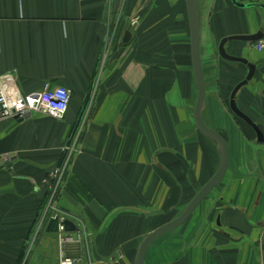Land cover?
Masks as SVG:
<instances>
[{"label": "crops", "instance_id": "crops-1", "mask_svg": "<svg viewBox=\"0 0 264 264\" xmlns=\"http://www.w3.org/2000/svg\"><path fill=\"white\" fill-rule=\"evenodd\" d=\"M196 0L204 122L226 140L222 180L143 264H264V139L231 108L246 63L226 36L264 27V0ZM131 37L124 41L126 31ZM256 65L235 94L264 134V49L230 40ZM30 93L64 85V117L0 120V264H60L52 215L79 227L83 264H135L145 236L173 220L217 171L219 144L194 118L198 85L187 0H0V75ZM79 136L47 209V174ZM48 210L44 222L42 215Z\"/></svg>", "mask_w": 264, "mask_h": 264}, {"label": "water", "instance_id": "water-1", "mask_svg": "<svg viewBox=\"0 0 264 264\" xmlns=\"http://www.w3.org/2000/svg\"><path fill=\"white\" fill-rule=\"evenodd\" d=\"M237 2L236 0H233ZM188 5V14L190 20V29H191V43H192V57L194 64V72L198 85V97L196 100L195 108H194V118L196 124L200 131L205 134L207 137L215 140L220 148H221V161L220 165L215 172V174L209 179V181L197 192V194L193 197V199L189 202V204L184 208V210L173 220L159 226L154 231L148 233L143 239L136 256L135 264H143L146 256V252L150 246V244L160 235L178 227L182 223L186 221V219L192 214L198 204L210 193V191L222 180L226 169L229 163V149L226 140L222 137L220 133L216 130L210 128L203 120L201 115V108L204 103V99L206 96V84L202 69L201 55H200V29H199V19H198V10L196 5V0H187ZM264 35V27H261L256 33L246 34V35H232L224 37L219 46L220 54L231 60H239L247 64L249 73L245 80L240 82L233 90L232 98H231V108L232 110L244 119L247 123H249L257 132L258 138L260 140L264 139V134L259 127L248 115H246L240 108L237 106L235 101V94L237 90L244 84H246L249 80H251L256 72V65L254 63H249L245 58L238 57L234 55H230L226 49V43L230 40H244V41H255ZM131 37V32L129 30L126 31L124 36V41L127 42ZM31 113H27L24 117L20 119H25L29 117ZM60 222L65 227V232L62 234L64 241L61 243L62 250H65L67 246L71 244H75L78 246V251L72 255H66L70 257H80V242L78 241L79 237V227L78 225L71 220L70 218H66L64 220H60L59 216L51 217L47 223L46 230L57 232L59 231Z\"/></svg>", "mask_w": 264, "mask_h": 264}, {"label": "built area", "instance_id": "built-area-1", "mask_svg": "<svg viewBox=\"0 0 264 264\" xmlns=\"http://www.w3.org/2000/svg\"><path fill=\"white\" fill-rule=\"evenodd\" d=\"M254 46L258 50L264 49V35L254 41ZM71 101V91L64 85H52L46 82L42 89L30 93H23L16 84L15 77L12 73H5L0 75V120L8 117L22 118L27 113L42 112L56 118L64 117L68 110ZM76 142V141H75ZM66 146L65 157L63 162L56 168L52 169L46 176L45 181L49 185V197L47 209L53 205V198L55 193L64 183V175L67 164L75 152L77 143ZM48 210L44 212L41 219V224L47 216ZM60 220L66 219L64 216L58 214ZM59 234L61 242L64 241L63 233L65 232L64 225L60 222ZM60 264H83L82 258L61 256Z\"/></svg>", "mask_w": 264, "mask_h": 264}, {"label": "rangeland", "instance_id": "rangeland-1", "mask_svg": "<svg viewBox=\"0 0 264 264\" xmlns=\"http://www.w3.org/2000/svg\"><path fill=\"white\" fill-rule=\"evenodd\" d=\"M78 139H79V136H76L75 134H73L72 137H71V139H70V141H69V146H72L75 141H76L75 143H77L78 142ZM67 170H68V164H67L66 171H65V175H64V183H63V185L66 182Z\"/></svg>", "mask_w": 264, "mask_h": 264}]
</instances>
